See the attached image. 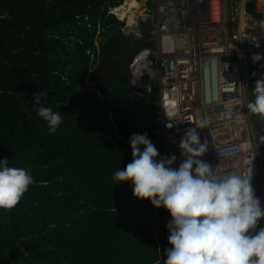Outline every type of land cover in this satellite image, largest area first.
Masks as SVG:
<instances>
[{
	"label": "trees",
	"instance_id": "obj_1",
	"mask_svg": "<svg viewBox=\"0 0 264 264\" xmlns=\"http://www.w3.org/2000/svg\"><path fill=\"white\" fill-rule=\"evenodd\" d=\"M125 0H0V159L28 168L33 184L0 209V264H163L168 211L115 180L132 161L130 137L146 133L158 150L159 100L125 76L103 78L83 106L85 84L102 61L119 60L135 41L110 10ZM249 0L247 13L263 20ZM103 39L95 44V35ZM140 41L137 47L140 46ZM249 50L248 90L264 73ZM255 73V75H253ZM61 112L54 134L33 96ZM143 150V146H140ZM263 154H264V149Z\"/></svg>",
	"mask_w": 264,
	"mask_h": 264
},
{
	"label": "built area",
	"instance_id": "obj_2",
	"mask_svg": "<svg viewBox=\"0 0 264 264\" xmlns=\"http://www.w3.org/2000/svg\"><path fill=\"white\" fill-rule=\"evenodd\" d=\"M140 2L135 11L140 14L133 22L118 16V6L110 13L125 21L121 27L125 34L138 39H143L138 22L151 19L154 13L157 16L152 31L156 50L140 49L130 70L140 95H150L157 79V135L162 157L175 155L171 167L178 168L185 159L179 148L182 137L194 123L206 120L207 124L197 129L201 143L208 145L199 159L212 166L213 176L252 175L255 196L264 208V164L252 114L247 109L250 101L246 59L249 50L263 52L264 43L245 29L249 0ZM149 2L153 7H149ZM252 36L259 41V48L254 46ZM260 228H264V217L253 234Z\"/></svg>",
	"mask_w": 264,
	"mask_h": 264
},
{
	"label": "clouds",
	"instance_id": "obj_3",
	"mask_svg": "<svg viewBox=\"0 0 264 264\" xmlns=\"http://www.w3.org/2000/svg\"><path fill=\"white\" fill-rule=\"evenodd\" d=\"M256 23L264 35V20ZM140 31L143 39L125 34L132 35L137 43L141 42L139 48L136 43L137 53L144 47L150 48L148 43L151 41L157 46L152 31L148 38ZM250 39L255 47H260L255 36ZM251 59L255 64L264 60V54H254ZM254 84L255 98L249 100L247 109L264 119V73ZM46 97V92L39 91L33 96V102L38 106V117L47 123L49 133L54 134L62 123V116L61 112L42 105L41 98ZM206 124V120H199L182 137L179 148L185 159L178 168L171 167L175 155L155 159L158 150L146 133L133 134L130 137L133 159L123 170H117L113 178L130 181L135 197L147 199L154 207H163L170 214L166 229L171 247L164 250L167 258L163 264H264V228L253 234L264 217V208L255 196L252 175H212V166L199 159L208 145L201 143L197 129ZM33 182L28 168L10 167L7 158L0 159V209L14 208Z\"/></svg>",
	"mask_w": 264,
	"mask_h": 264
},
{
	"label": "water",
	"instance_id": "obj_4",
	"mask_svg": "<svg viewBox=\"0 0 264 264\" xmlns=\"http://www.w3.org/2000/svg\"><path fill=\"white\" fill-rule=\"evenodd\" d=\"M156 14L153 15V20L151 21L149 18L143 19L140 22V29L144 32L145 36L148 38L151 36V31L153 28V23L156 22ZM136 41H134L130 48L129 51L126 55H124L121 59L119 60H110V61H102L96 70L92 72V74L89 76V79L92 80V87L97 93V84L100 82L101 79L103 78H109V77H116V76H125L128 81V88L130 90H136V86L134 83V78L133 75L130 71V64L133 60V57L137 53L136 49ZM148 46L152 49L155 50L156 44L154 41H151L148 43ZM256 188L259 187V181L258 178H255L254 180Z\"/></svg>",
	"mask_w": 264,
	"mask_h": 264
},
{
	"label": "rangeland",
	"instance_id": "obj_5",
	"mask_svg": "<svg viewBox=\"0 0 264 264\" xmlns=\"http://www.w3.org/2000/svg\"><path fill=\"white\" fill-rule=\"evenodd\" d=\"M138 1L140 2L141 0H138ZM125 4H126V1L123 2L122 4L118 5L117 9H120V11L117 12L118 16H120L119 13L122 11V8L124 7ZM148 5L153 7L152 2H149ZM136 10H139V8H133L132 11L135 12ZM131 12L127 13L126 16L123 17L122 19L123 20L128 19L131 16V14H132ZM133 16L137 17V19H138L139 11L134 13ZM122 27H124V26H122ZM95 37H96L95 38V44L100 42L103 39V37H102V35L100 34L99 31L97 32ZM140 46H141V43H140ZM85 89H86L85 90L86 91V99L84 100V104H83L82 107H84V109H85L84 113H87V110H86L87 106H89L90 102H92L93 99H95L94 97H95V94H96L94 89H93V87H92V80H90L89 78H88V80H87V82L85 84ZM91 89H92V92H91ZM152 91H154L156 93L158 91L157 79H154V84H153ZM249 95H250V93H249ZM249 100L252 101L251 96L249 97ZM89 114H90V112L87 113V115H89ZM251 114H252V121H251L252 122V126H253V129H254L255 134H256V139H257L258 143L261 145V157H262V161H263V164H264V154H263V150H262V149H264V119H262L259 115H256V114H253V113H251Z\"/></svg>",
	"mask_w": 264,
	"mask_h": 264
},
{
	"label": "bare ground",
	"instance_id": "obj_6",
	"mask_svg": "<svg viewBox=\"0 0 264 264\" xmlns=\"http://www.w3.org/2000/svg\"><path fill=\"white\" fill-rule=\"evenodd\" d=\"M258 2V1H257ZM259 4V3H258ZM140 6V3H138L136 0H127L126 1V4L124 5V7L122 8V11L119 13L120 14V17L123 18L126 16L127 13L131 12L133 10V8H139ZM259 9H262L264 10V0H260V4H259ZM120 11V9H117V12ZM131 16L129 17V21H133V14L135 12H131ZM249 33H253V34H256L258 37H260L259 33L260 31H257L255 29H250L249 30Z\"/></svg>",
	"mask_w": 264,
	"mask_h": 264
},
{
	"label": "crops",
	"instance_id": "obj_7",
	"mask_svg": "<svg viewBox=\"0 0 264 264\" xmlns=\"http://www.w3.org/2000/svg\"><path fill=\"white\" fill-rule=\"evenodd\" d=\"M258 1V2H257ZM260 4V0H256V4H255V6H254V11L256 12V13H258V14H260L261 16H262V18H263V20H264V10H262V9H259L258 7H259V4ZM246 10H247V8H246ZM244 18H245V21H246V28L248 29V30H250L251 28L252 29H255V30H257V31H260V37H261V39H262V41L264 42V35H262V33H261V30L259 29V28H257L258 27V25H257V23H256V21H258V19H255L253 16H252V14H250V13H247L246 12V14L244 15ZM264 52V51H263ZM262 54H264V53H262ZM248 93H249V90H248ZM158 120H159V118H158ZM159 142V141H158ZM161 147V146H160ZM161 157H162V148H161Z\"/></svg>",
	"mask_w": 264,
	"mask_h": 264
},
{
	"label": "flooded vegetation",
	"instance_id": "obj_8",
	"mask_svg": "<svg viewBox=\"0 0 264 264\" xmlns=\"http://www.w3.org/2000/svg\"><path fill=\"white\" fill-rule=\"evenodd\" d=\"M122 31V30H121ZM123 34H125L123 31H122ZM95 71V70H94ZM91 92H92V89H91Z\"/></svg>",
	"mask_w": 264,
	"mask_h": 264
}]
</instances>
